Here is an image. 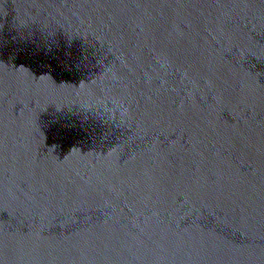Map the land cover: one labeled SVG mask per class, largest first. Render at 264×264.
Instances as JSON below:
<instances>
[{"label": "water", "instance_id": "obj_1", "mask_svg": "<svg viewBox=\"0 0 264 264\" xmlns=\"http://www.w3.org/2000/svg\"><path fill=\"white\" fill-rule=\"evenodd\" d=\"M0 264H264V0H0Z\"/></svg>", "mask_w": 264, "mask_h": 264}]
</instances>
